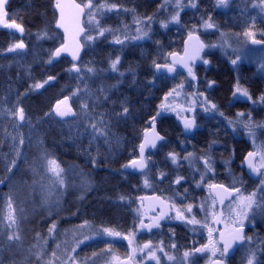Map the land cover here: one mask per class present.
Wrapping results in <instances>:
<instances>
[{
  "label": "trees",
  "instance_id": "16d2710c",
  "mask_svg": "<svg viewBox=\"0 0 264 264\" xmlns=\"http://www.w3.org/2000/svg\"><path fill=\"white\" fill-rule=\"evenodd\" d=\"M233 1L238 3L236 8L225 11L216 6V0H195L197 8L183 11L180 22L169 23L165 29L159 23L166 20L161 7L164 0H93L94 4L117 5L114 13L100 21L101 26L111 28L113 32H106L104 37H97L95 41H86L88 29L94 28L87 26L83 38L84 53L77 64L84 79L79 80L75 71H68L73 65L68 58H54L51 64L47 63L51 52L63 43V35L55 27V0H8L6 10L9 20L21 24L24 31L0 29V181H3L0 183V261L3 264H37L32 256L36 250L33 247L37 243L36 234L45 239L52 223L56 224L54 232L57 236L63 230L81 225L111 228L122 235L128 234L137 228L139 202L147 194L159 196L179 208L192 204L196 211L204 200V191L199 188L203 184L219 183L229 187L233 186L232 176H235V186L254 190L255 180L241 167L254 146L239 121L246 122L249 113L255 123L264 120V103L259 102V97L264 95V76L254 63L232 65L229 55L225 56L218 48L204 54L208 64L194 66L197 93H203L202 96L207 102L214 103L216 109L208 115L196 113L197 127L191 133L184 131L175 116H157L155 122L165 141L147 155L146 171L135 174L124 167L131 160L138 159L139 145L144 133L151 128L152 117L160 112L159 106L164 97L177 86L179 76L183 75L179 72L173 77L158 76L153 61L164 64L166 60L168 62L169 53H181L190 31L200 35L205 44L217 43V36L221 33L239 35L249 28L264 33V20L258 14L249 10L251 14L248 16H253L251 19L244 18L245 11L254 4H260V0ZM147 16L153 17L151 25L142 22L144 29H151L149 37L132 39L138 35L133 30V24H137L138 20L144 21ZM208 16L212 17L216 27L204 28L203 31L202 18L207 19ZM45 29L51 38L39 39L37 33ZM92 34L95 35L94 32ZM125 36L128 39H124ZM116 37L123 39L124 43H115ZM21 41L25 44L23 49L8 51ZM117 56L120 57L117 68L124 73L122 77L119 72L110 70V61ZM89 62L90 66L104 71L95 76L86 73L83 65ZM129 69L134 70L135 77ZM50 75L55 79L48 81L43 88H31L32 84L43 82ZM153 79L154 84L150 83ZM85 83L97 95L96 90L101 85L106 91L111 85H117L109 92V101L101 98L98 104L93 105L92 100H88L92 115L106 112L112 117L110 144L97 139L89 145L92 130L87 127L88 122L80 110V103L88 98L83 90L73 95L77 86L83 89ZM237 84L249 91L253 98L250 102L235 97ZM18 96L20 106L25 109L34 127L26 122L16 127L17 121L5 114L4 109L13 107ZM65 98H68L77 115L60 120L54 108L59 100ZM124 98L130 106L128 118L112 116L113 111L119 109V101ZM112 100L116 101L115 105ZM93 107L95 111H92ZM47 112H52V115L46 117ZM241 112L245 113L244 117L237 116ZM229 120L234 122L233 125H229ZM21 132L24 144L20 146L17 140L14 145L12 137H19ZM262 143L264 145V135ZM17 149L20 151L17 168L9 174L5 158H13ZM45 150L50 159H55L65 169L68 185L67 189H59L63 195L58 193L59 204L54 205L51 212L42 202L40 187L33 186L31 171L33 165L44 163L40 157ZM170 152L176 153L177 163L172 162L168 155ZM190 152L193 156L184 159ZM208 155L211 156L214 171L207 172L201 181L205 168L198 158ZM94 157L95 164L91 163ZM189 159L192 164L187 163ZM40 171L44 173L43 168ZM161 173H164L163 177ZM177 177H182L179 184L175 183ZM83 178L89 181L88 187L81 186ZM44 183H48L47 177ZM9 196L19 218L18 232L21 237L12 242L6 238L7 221L3 219L8 211L6 197ZM167 226L183 237L184 243L181 237L175 240L180 250L193 244L192 240L185 241L189 236L185 225L176 223ZM256 230L259 236L264 235L261 225L257 224ZM101 245L100 242L92 243L82 251L91 254L97 249L99 251Z\"/></svg>",
  "mask_w": 264,
  "mask_h": 264
},
{
  "label": "snow or ice",
  "instance_id": "6c2138e0",
  "mask_svg": "<svg viewBox=\"0 0 264 264\" xmlns=\"http://www.w3.org/2000/svg\"><path fill=\"white\" fill-rule=\"evenodd\" d=\"M8 0H0V22L4 23L5 27L9 28H16L20 32L24 31V28L21 24L17 23L15 20H11V22H8L5 20V17H7L8 12L6 10ZM170 0H164V4L161 5V7H164L165 5L169 4ZM229 0H216V6L217 7H228ZM261 4V11L264 12V0H260ZM185 5L183 4V0H175V8L177 11H175L173 14H171L170 18L168 20H160V26L162 28H167L169 23H179L180 22V11L183 10V7ZM191 8H197V3L195 0H189V5ZM255 7V5H253ZM55 9L58 10V17L55 19V27L60 28L64 30L65 37L70 41V43H62L60 47L55 48L51 54L49 59L47 60V63L51 64L53 59L56 57H59L61 53L68 52L72 59L79 60L80 56L79 53L81 49L83 48V44L79 41L78 37L83 34L86 31V27L81 22V18L87 14L88 20L87 24H92L94 22L95 27L88 29L89 34L85 37L86 41H95L97 37H104L106 32L112 33L113 30L108 27L101 26L100 20L97 19V13L103 9V8H111L114 9L117 7L115 4H94L93 0H85L83 3H76L75 0H55ZM153 21L152 16H147L144 21H137V23H146L150 24ZM202 26L205 29H212L215 28L216 25L212 22V17L208 16L207 19L202 18ZM150 27H146V29L142 30L139 27L137 28V32L139 35H136L132 37V39L139 40L143 39L145 37H149ZM95 33L93 35L92 33ZM223 35V33L221 34ZM245 36L249 37L251 39V42L253 44H261L264 43V39L258 40L255 38V32L248 30L244 33ZM37 36L39 39L44 38H51L49 36L48 31L45 29L41 33H37ZM124 39H128L127 36H125ZM188 40L189 41H196V46L192 52V54H189L188 49H185L184 56L177 58L176 53H169L172 57V62L169 63L167 60L164 64L157 63L156 61H153V67L159 72L161 68L167 69V72H175L176 71V64L180 63L183 65V67L187 70V73L189 76L192 77L193 80L196 79V75L194 72V65L192 64V61L196 59H201L200 53L207 47V48H214L217 45L215 44H205L203 41L200 40L199 36H194L193 32L190 31L188 33ZM117 44H123L124 40L120 39L119 37H116L114 40ZM223 46V45H222ZM25 47V44L21 41L12 47L8 49L9 52L15 51V49L20 48L23 49ZM240 59V56L237 55L235 59H232V64L235 65L237 61ZM204 64H208L209 61L207 59L203 60ZM120 64V57L117 56L115 59H112L110 61V70L113 72H119V69L117 66ZM86 73H90L93 76L97 75L99 72H103L104 69H97L94 66H90L89 64L83 65ZM261 68H264V63L261 64ZM68 71H75L77 73V79L83 80L84 75L81 73V67L77 66L76 64H73ZM129 71H133V77H135V72L132 69H129ZM119 75L122 77L124 76L123 72H119ZM54 76H48L47 80L43 82H37L31 85L32 89H39L43 88L48 81L54 80ZM135 82V79L133 80ZM119 81L117 82V84ZM150 83L154 84L155 80L153 79L150 81ZM211 83H214L211 82ZM210 86V85H209ZM117 85H111L109 89L106 91L104 86L101 85L96 92L99 93L97 95L94 93L87 85V83L84 84L83 89H81L79 86L75 89L73 92V95H76L81 90H83L87 98L86 100H83L80 103V110L81 114L85 117V120L88 122L87 127L92 130L91 133V139L89 140V145L94 140L102 139L103 143L110 144L111 143V136L112 133L110 131L111 126V120L112 117L108 116V113L101 112L98 116L92 115V112L89 111V103L88 100H92L93 105L98 104L101 101V98L104 101H109V92H111L112 88H116ZM177 87L183 88V84L178 85ZM174 93H176V88H173L165 97V101L168 100L169 96H172ZM236 93H240L242 96L246 97L248 100H252V96L249 93V91L246 88H241L239 84L236 86ZM203 95V93H201ZM7 97H5V100ZM259 102L264 103V95H261L259 97ZM111 103L113 105L116 104L115 100H112ZM205 103L210 104V107L206 106L204 108L205 111H211L213 109H216V105L214 103L207 102L205 98ZM255 103V101H253ZM61 105H64V109H61ZM161 110L166 109L169 107V105H166L162 103L160 106ZM92 111H95V108L93 107ZM5 114L12 118L13 120L17 121L16 127H20L25 122L31 126L32 121L30 118L26 116L25 109L20 106L19 104V96L17 98V102L13 107L8 108L6 107L4 109ZM130 112V106L127 103V98H124L119 101V109L114 110L112 113V116L115 117H122L127 119ZM221 116L223 113H219ZM52 112L45 113V116H51ZM55 115L59 117H67L69 115L76 117L77 113L72 109L71 106L68 105V98H65L63 100H59L55 105ZM160 115V112L158 111L155 116L152 117L153 126L152 131L155 133V120L156 117ZM238 117H244L245 113H237ZM107 117V118H106ZM229 125H233V121H228ZM239 123L242 124L243 128L248 132V135L253 138V143H255V129L261 128L264 129V123H255L251 119V114L249 113L246 117L245 121H239ZM196 122L195 118L184 119V128L186 130H192L196 128ZM235 130V129H234ZM264 134V133H262ZM18 143L20 146L24 144V138L23 133H19V137L13 136L12 141L15 145ZM164 140V137L161 136L159 133H155L154 137L151 140L145 139L144 143H141L139 145V159H133L130 161V165L126 164L124 167H137L140 170H143L147 167V163L144 159V151L145 146L147 144H150L152 148L156 147V142ZM42 142V141H41ZM117 143L119 141L117 140ZM213 143H215L213 141ZM209 149H211V144L209 145ZM97 152L99 153V146H97ZM261 152V158L260 161L257 162L254 158L257 156L256 151L248 152L247 153V164L249 169L255 172H259L260 168H264V145H261L260 148ZM171 157V160L173 163H177L178 157L176 153L170 152L168 154ZM193 153H188L187 156L184 157V159H188L189 157H192ZM20 158V151L17 149L15 152V156L11 158L10 160L5 158L7 160L6 163V171L7 173L11 174L12 170L14 168H17V162ZM40 159L44 161V163L40 166L33 165L31 167V171L33 173V186L38 185L40 187L41 193H42V202L43 204L48 206L49 212H51V209L54 205L59 204V195H63V193L59 192V189L64 188L67 189L68 185L66 183V176L64 175L65 169L62 168L55 159H50L47 150H45ZM198 159L203 161L205 173L201 174V181L204 180V176L207 172L214 171L213 168V162L211 159V156H203L199 157ZM91 163H96V158L94 157L91 161ZM259 165V166H258ZM40 168L44 169V173L41 174ZM51 173V175H48ZM164 176V173H161V177ZM45 177H47L48 183L45 184L44 180ZM261 180L259 182V185L256 189L250 191V192H242L241 187L235 186V181L233 186L226 187L223 184L219 183H209L207 187L209 189H219L220 191L213 196L212 203L210 205L211 212L209 213V209L205 208V205L202 203L200 205V208L202 211L205 212V219L203 221L202 226L207 228L208 231V243L201 246L194 248L192 251H184L183 252V259L188 260L189 257L194 256L195 253H204V252H210L211 256L214 257L212 260V264H227L229 251L233 248V245L237 244L239 242V245L241 248L244 249L246 252V255L244 257V264H264V240L257 239L256 241L253 240L252 236H248L245 234V225L246 222L251 223L255 221L256 217L259 215L261 217H264V173H261ZM182 177H177L175 180V183L179 184ZM0 183H3V181H0ZM89 184V181H87L86 178L82 179V186H87ZM199 186V185H197ZM187 191V189H185ZM59 193V195H58ZM238 194V195H233ZM231 197L229 206H228V220L224 221L220 217L223 215V210H217L216 209V197H219L220 204H223V201L225 197ZM83 198V197H81ZM120 199H124L123 196L120 197ZM143 199V198H141ZM6 204H7V215L3 218L6 219L7 224L5 225V234L8 241H18L21 239L19 232H18V220L19 218L16 215V209L13 205L12 197H6ZM193 208L192 204H188L186 206V210L188 212H191ZM23 211V209H21ZM211 215L212 217V224L218 225L220 223H224L225 227L224 230H219L217 228L209 226L208 222V215ZM164 213H161L160 216L154 217L153 222L149 224H144L142 221L140 223L141 228H147L149 231L153 227H159V219L162 218ZM178 219H183L181 216L179 210H177V216ZM189 224H201V221H198L195 216H192L187 221ZM87 224V222H85ZM255 225L253 224V227ZM56 229V224L52 223L51 227H49L48 232L51 236L52 233H54ZM103 233H106L108 236H121L122 233L114 231L111 228H103ZM218 231L219 232V238L213 239V232ZM131 234L128 236H123L124 239L129 241V245L132 244L131 240ZM73 238L75 240V243L70 247H65L61 249L60 243L56 244V249L60 250V252L63 253L62 258L58 254L56 250L51 251L50 255H48V258L45 259V256L47 255L45 245L47 244V240L41 237L39 233L36 234V240L37 243L33 245V247L36 249L32 256L35 257V260L37 264H96V258L98 256L101 257V264H129V261L132 260V256L130 255L127 260H120V258L112 253V245L111 243H108L106 249H101L100 252L93 251L90 256L86 257H80L77 254V248L82 244L85 240L91 239L90 235H84L82 238H77L76 234H73ZM65 245H67V240L63 241ZM162 244V242H161ZM171 248H176V244L172 243L170 245ZM143 249H148V257L150 259L156 260L157 264H159V260L156 257V252H164V249L162 246H158L156 248H153L151 242L145 243L140 248V251H143ZM240 249L238 248L237 251ZM137 249L133 248L132 254L135 255ZM233 256L235 255V252L232 253ZM164 255L168 257L169 260H173L174 257L171 255H168L167 252H164ZM0 264H3L2 261H0ZM15 264V262H13ZM189 264H197L196 260H191Z\"/></svg>",
  "mask_w": 264,
  "mask_h": 264
},
{
  "label": "rangeland",
  "instance_id": "374dc122",
  "mask_svg": "<svg viewBox=\"0 0 264 264\" xmlns=\"http://www.w3.org/2000/svg\"><path fill=\"white\" fill-rule=\"evenodd\" d=\"M183 4L185 6L183 7V10L180 11V14L185 10H192L193 9L190 6H188L189 0H183ZM237 4H234L233 0H229L228 7H219V8L222 10L228 11L231 8L235 9ZM254 5H255V7L252 6L251 8H248L245 11V17L244 18L249 19L251 16H253V15L248 16L249 14H251L250 13V11H251L255 15L258 14L259 18L264 20V12L261 11V4H254ZM175 11H177V9L175 8V0H170V3L163 7V13L165 15L166 20H168L170 18L171 14H173ZM114 12L115 11L113 9L103 8L97 13V19H99L101 21L102 18L109 16ZM6 20L8 22H11L9 20L8 16L6 17ZM87 20H88V17H87V14H85L84 19H83V24L86 27V32H87V26L95 27L94 22L92 24H87ZM142 24L143 23H139V24L134 23L133 24L134 25L133 30L136 31L138 27L140 29L144 30L145 26ZM5 30H7V29H5ZM202 30L204 31V27H202ZM206 30H208V29H206ZM248 30L255 32V38L256 39H258V40L264 39V33L256 30L255 28H249V29L245 30L244 32H241L239 35H230L227 33H223V35H221L222 34L221 33L220 35L217 36V41H216L217 43H214V42L211 43V44H215L217 46L214 48H207L206 47L202 51V57L199 60L198 64L203 63L205 53L206 54L211 53L214 49L218 48L222 51V53L225 56L229 55V58H231V59H235L236 56L239 55L240 59L237 61V63L235 65H239V63H242V62L243 63H254L257 66L258 70L264 76V68H261V64L264 63V43H262L260 46L251 45V43H252L251 39L244 35V33ZM17 31L19 33H22L18 29H17ZM13 32H15V31H13ZM135 33H137L139 35V33L137 31ZM84 37H85V35H84ZM212 39H214V38H212ZM82 41H83V39H82ZM182 73H183V75L179 76V78H178L179 81L177 83V86L180 84H183V88H179L176 86L175 87L176 93H174L172 96H169L167 101H165V99H164L163 103L166 105H169V107H167L164 110L160 109V115L170 114V115L175 116L181 122V125H182L184 131L186 133H191L196 128L192 129V130H186L184 128V119L185 118H188V119L195 118L196 113H200V114L202 113V114L208 115L213 110H211V111H205L204 110V108L206 106L210 107V104H206L205 103V97H203L202 95H199L197 93V91H198L197 80L196 79L193 80L192 77L188 75L187 70L183 71ZM239 86L241 88H243L241 85H239ZM235 92H236V88H235ZM235 97L242 100V101H248V102L251 101V100H248L246 97L242 96L240 93H236ZM68 105L71 106L69 100H68ZM54 110H55V108H54ZM72 117L73 116H69L68 119H70ZM58 119H60V118H58ZM60 120H63V119H60ZM257 123H264V120L261 122H257ZM240 126L243 127L242 124H240ZM244 131H246V130L244 129ZM255 133H256L255 143H253V138H251L249 135H247V136L249 137V139L251 140V142L254 146L252 151L257 152L256 161L259 162L260 158H261L260 148H261V145H263L262 137L264 134H262V133H264V129L256 128ZM247 134H248V132H247ZM187 163L192 164L193 162L191 159H189V160H187ZM241 167L244 168V163ZM209 173H212V172H209ZM257 173H258V176L255 179L256 186L254 189H256L259 185V182L262 178L261 173H264V168H260V171ZM206 174H208V173H206ZM48 175H51V173H49ZM232 178L234 179L232 181H235V176H232ZM203 185L200 186L199 188H201L204 191V200L199 203L198 210L195 211L192 208L191 212H188L186 210V208L176 207V206L172 205L171 203H169L168 201H166L168 208H169V211H167V213H165L164 211H148L145 198L150 196V195L147 194L146 196H143L142 197L143 199H140V202H139L140 210H139V214H138L137 228L135 230L129 232L128 234H125V235L108 236L106 233H103L102 229L94 228V227H91L88 225H81L78 227L76 226V227L69 228L67 230H63L60 232V234L58 236H57V233H55V232L52 233L51 236H50V234H48L45 238L47 240V244L44 246L46 249V253H47L46 259L48 258V255H50L51 251H53V250H56L58 252V254L60 255V257L62 258L63 253L60 252V250L56 249V244L60 243L61 249L65 248V247L72 246L75 243V240L73 238V234L75 233L77 238H82L84 235H90L91 236V239L85 240L77 248V254L80 257H86V256L91 255V254H86V252L82 251L87 245L92 244V243H96V242H100L101 244H103V245H101L102 246L101 249H106L108 243H111L112 253L114 255L118 256L120 258V260H122V261L127 260V258L131 255L132 260L129 261V264H157L156 260L150 259L148 257V252H149L148 249H143V251H140V248L142 247L143 244L151 242L153 248H156L158 246H162L164 249V252H167L168 255H171L174 257L173 260H169L168 257L164 255V252L157 251L156 257L159 260V264H189V262L191 260H196L197 264H212V260L214 259V257L211 256L210 252L195 253L194 256L189 257L188 260L183 259V252L184 251H192L194 248L201 247V246L208 243L207 228L202 226L203 221L205 219V212L201 210L200 205L203 203L205 205V208L209 209V213H210L211 212L210 205L212 203L213 196H215L216 192L213 189H209L207 187L208 184H205L204 186ZM81 186H82V183H81ZM82 187L85 188V187H88V185L82 186ZM241 190H242V192H250V190L247 191L244 188H241ZM233 195H238V194H233ZM230 200H231V197L226 196L224 201H223V204L221 205L219 197H216V209L218 211L221 209L223 210V215L220 218L224 221L228 220L229 213H228L227 209H228ZM177 210H179L183 219L176 218ZM7 212L8 211H6L5 216L7 215ZM161 213H164V215L158 221V223L160 225L158 228L153 227L149 231L147 228H141L140 227L141 221L144 224L152 223L153 218L160 216ZM192 216H195V218L198 221H201V224H189L187 221ZM208 222H209V226L217 228L219 230H224V227H225L224 223H220L218 225L212 224V217L210 214L208 215ZM176 223L185 225L188 228V230L192 233L196 243H193L191 246L187 247L185 250H180L178 248L173 249L170 247V245L172 243H174L172 237L168 238V241H166V242H164V241L156 242L153 239H151V235L153 234V232L160 230L161 225H170V224H176ZM253 224L255 225L254 227H253ZM257 224L261 225L263 230H264V217H261L258 215L256 217L255 221H253L251 223L246 222L245 234L248 236H252L254 241H256L257 239L264 240V235L259 236V233L256 230ZM129 234H131V237H130L132 240L131 245H129L128 240L123 238V236H128ZM218 238H219V232L214 231L213 232V239H218ZM65 240H67V242H68L67 245H65L63 243V241H65ZM161 242H162V244H161ZM133 248L137 249L135 255L132 254ZM239 249H240L239 252H237V254H235L233 257L228 256L227 264H244V257L246 255V252L244 251L243 248H241V246ZM100 250L98 251V249H97L95 252H100ZM57 264H58V262H57ZM96 264H101V257L100 256H98L96 258ZM114 264H115V262H114Z\"/></svg>",
  "mask_w": 264,
  "mask_h": 264
},
{
  "label": "water",
  "instance_id": "95a60500",
  "mask_svg": "<svg viewBox=\"0 0 264 264\" xmlns=\"http://www.w3.org/2000/svg\"><path fill=\"white\" fill-rule=\"evenodd\" d=\"M66 2H67V0H66ZM75 2L78 3L76 0H75ZM54 9H55V7H54ZM55 12H56L57 17H58V15H59L58 10L55 9ZM83 19H84V17L81 18V22H82V24H83ZM5 20H6V17H5ZM0 28H5V29H7L8 31H12V32L15 31V30H17L16 28L5 27V26H4V23H2V22H0ZM57 30L63 35V43H70V41H69L68 39H66V37H65L64 30H63V29H60V28H57ZM85 33H86V31L78 37V39H79V41H80L81 43H82V38L84 37ZM195 36H197V35H195ZM199 38H200V37H199ZM200 40H201V38H200ZM201 41H202V40H201ZM261 44H262V43H261ZM261 44H253V43H251V45H253V46H260ZM195 46H196V41H195V40H193V41H189V40L187 39V40L184 42L183 53H182V54H177V58L179 59L180 57H183V56H184V52H185V49H186V48L188 49L189 54H192V52H193ZM83 52H84V47L81 49V51H80V53H79L80 59H79V60H75V61L72 59V56H71L68 52H63V53H61V55H60L59 57H56V58L66 57V58L70 59L74 64H77V63H79V61L81 60V57H82V55H83ZM201 55H202V52L200 53V56H201ZM199 60H200V59H196V60L192 61V64H193V65H197L198 62H199ZM171 62H172V57H170V63H171ZM175 67H176V71H175V72H171V73H169V72H167V69L161 68V69L159 70V72H157V70H156V74H157V75H166V76L171 77V76H173L174 74H176V72H177L178 70H180V71H186V69H185V68L183 67V65L180 64V63H177ZM64 107H65L64 105H61V109H64ZM72 109H73V108H72ZM69 116H71V115H69ZM69 116H67V117H59V116H57V117L60 118V119H63V120H67ZM154 124H155V133H159L157 122H154ZM152 126H153V124L151 125V128H150L149 130H147V131L144 133V137H143V140H142L141 143H144V141H145L146 138H147L148 140H151V139L154 137L155 133L152 131ZM159 134H160V133H159ZM160 135H161V134H160ZM161 136H162V135H161ZM164 141H165V137H164V140L157 141V142H156V147H155V148H152L150 144H147V145L145 146V151H144V159H145V161H146V157H147V155H148L149 153L154 152V151L158 148V146H159L161 143H163ZM246 157H247V155H246ZM246 157H245L244 160H243L244 168H245V172H246V174H247L251 179L255 180V179L257 178V176H258V173L255 172V171H252L251 169H249L248 164H247ZM138 159H139V151H138ZM254 159L256 160V157H255ZM128 165H130V163H129ZM146 169H147V167H146L145 169H143V170H140L139 168H137V167H132V166L127 167V170H128L129 172H132V173H135V174H142V173H144V172L146 171ZM214 191L217 193V192H219L220 190H219V189H214ZM146 200H147V202L150 201V202H149L150 204H151V202H152L153 204H158V205L162 206L163 208H166V207H167L166 202L163 201V200H161V199H158L157 197H148ZM165 212L167 213V211H165ZM239 247H240L239 242H237V244L233 245V248L230 249V251H229V256H233L232 253L235 252L236 249H238Z\"/></svg>",
  "mask_w": 264,
  "mask_h": 264
},
{
  "label": "flooded vegetation",
  "instance_id": "af4514ba",
  "mask_svg": "<svg viewBox=\"0 0 264 264\" xmlns=\"http://www.w3.org/2000/svg\"><path fill=\"white\" fill-rule=\"evenodd\" d=\"M182 53H183V51L181 53H177V54H182ZM170 57L171 56H169V58H168V62L169 63H170ZM179 72H182V71L178 70L176 72V74H178ZM176 74H174L173 76H175ZM148 197H157L158 199H161V200L164 201V199H162V198H160L159 196H156V195H150ZM148 197H146L145 200ZM149 202L150 201L147 202V200H146V206H147L148 211H164V212L165 211H169L168 205H167L166 208H163L162 206H160L158 204H153L152 202L150 204ZM166 204H167V202H166ZM163 230H167V231L164 233V232H162ZM173 230L174 229H168L167 225H161L160 230H157V231L153 232V234L151 235V239H153L156 242H158V241L166 242V241H168V238L172 237L173 238V242L176 244V248H178V245H177L175 240H178L181 237V242L184 243V241H183L184 239H183V237L181 235H179L177 232H175ZM187 230H188V228H187ZM188 234H189V236L187 237V239H185V241L188 240V242H190L192 240L193 241L192 243H196L192 233L189 230H188ZM237 252H239V251L236 250L235 254H237ZM231 257H233V256H231Z\"/></svg>",
  "mask_w": 264,
  "mask_h": 264
}]
</instances>
